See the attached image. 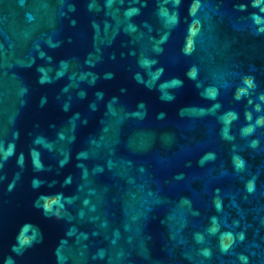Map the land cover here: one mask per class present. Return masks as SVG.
<instances>
[{"label": "water", "instance_id": "obj_1", "mask_svg": "<svg viewBox=\"0 0 264 264\" xmlns=\"http://www.w3.org/2000/svg\"><path fill=\"white\" fill-rule=\"evenodd\" d=\"M8 257L264 264V0H0Z\"/></svg>", "mask_w": 264, "mask_h": 264}, {"label": "clouds", "instance_id": "obj_2", "mask_svg": "<svg viewBox=\"0 0 264 264\" xmlns=\"http://www.w3.org/2000/svg\"><path fill=\"white\" fill-rule=\"evenodd\" d=\"M249 190H251V188H249ZM23 247H24L23 242L19 241V239H18V243L16 245H13L12 251L17 253V254H20V252L22 251ZM4 264H15V262H14V260L11 257H8L5 260Z\"/></svg>", "mask_w": 264, "mask_h": 264}]
</instances>
